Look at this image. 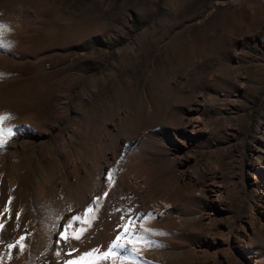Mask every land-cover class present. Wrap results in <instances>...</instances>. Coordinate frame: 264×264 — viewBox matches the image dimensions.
<instances>
[{
	"label": "rangeland",
	"instance_id": "obj_1",
	"mask_svg": "<svg viewBox=\"0 0 264 264\" xmlns=\"http://www.w3.org/2000/svg\"><path fill=\"white\" fill-rule=\"evenodd\" d=\"M0 24V264L132 217L136 264H264V0H0Z\"/></svg>",
	"mask_w": 264,
	"mask_h": 264
},
{
	"label": "snow or ice",
	"instance_id": "obj_2",
	"mask_svg": "<svg viewBox=\"0 0 264 264\" xmlns=\"http://www.w3.org/2000/svg\"><path fill=\"white\" fill-rule=\"evenodd\" d=\"M6 26L0 24V30H3ZM11 119L9 114H0V145H2L5 140V133L7 136L12 135V129L4 127V122ZM109 182L111 183V173H109ZM107 196V193L104 194ZM100 198L94 199L93 204L89 205L82 213L71 216L67 223L64 225L63 231L60 233L61 239H76L79 240L83 233L87 231L88 227L91 226L93 220L96 218V212L98 211ZM7 211V209H5ZM131 213V210H129ZM145 218L151 219L150 214H145ZM124 217H122V220ZM136 217H132L126 223H122L120 227L123 231L118 234L114 240H112L103 252L99 248H93L92 250L83 253L75 261H67L66 264H102L103 261H111V264H136V254L139 251L138 244H143L144 246H151L152 242L149 241L144 235L137 234L135 227L137 226ZM76 225H79L78 227ZM2 227V225H0ZM139 227L143 232L151 231L144 227L143 224H139ZM24 237H21L19 241H15L13 244H9L7 247L11 249L12 247L19 245L21 250H23ZM59 254V253H58Z\"/></svg>",
	"mask_w": 264,
	"mask_h": 264
},
{
	"label": "bare ground",
	"instance_id": "obj_3",
	"mask_svg": "<svg viewBox=\"0 0 264 264\" xmlns=\"http://www.w3.org/2000/svg\"><path fill=\"white\" fill-rule=\"evenodd\" d=\"M166 208H167V207H166ZM145 253H146V254H149V255H154V253H152L151 250H147Z\"/></svg>",
	"mask_w": 264,
	"mask_h": 264
}]
</instances>
